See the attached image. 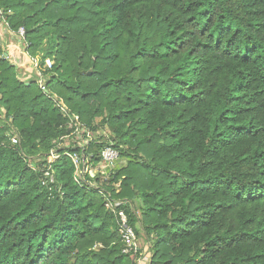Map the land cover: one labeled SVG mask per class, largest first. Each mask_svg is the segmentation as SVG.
Wrapping results in <instances>:
<instances>
[{"label":"trees","instance_id":"16d2710c","mask_svg":"<svg viewBox=\"0 0 264 264\" xmlns=\"http://www.w3.org/2000/svg\"><path fill=\"white\" fill-rule=\"evenodd\" d=\"M0 5L55 60L41 90L0 58V264H135L98 189L126 201L149 264H264V0ZM101 107L115 143L87 136ZM71 118L84 141L57 146ZM108 144L118 193L87 171Z\"/></svg>","mask_w":264,"mask_h":264},{"label":"built area","instance_id":"2783aa9c","mask_svg":"<svg viewBox=\"0 0 264 264\" xmlns=\"http://www.w3.org/2000/svg\"><path fill=\"white\" fill-rule=\"evenodd\" d=\"M11 12L12 11L10 9L5 10L0 5V32L2 33V31H7L10 35L16 37L18 42L23 45L24 49H26L28 44H27L26 37H25V29L23 26H19L15 30L10 27L9 21L6 16L11 14ZM1 33H0V36H1ZM28 56H29V60L32 66V70H34L35 72L34 76L37 77V85L39 86L41 90H46L45 75L47 71H49L52 68L54 64L53 59L49 56L42 57L41 55H36V56L28 55ZM61 110L65 112L64 107L62 105H61ZM68 126L70 127L71 131L67 133L66 135L60 137L58 141L55 142L57 146L60 144L63 138H66L71 135H74L77 137L78 133H82L87 130V126L83 122L78 121L76 118H71L70 121L68 122ZM6 136L8 137L9 141L12 144L18 143V139L16 138V136L11 135L9 133H6ZM68 155L70 156L72 162L75 165L74 179L76 182L80 183V180L78 178V175L81 173L80 164L82 161L85 160V158L87 160L89 158L87 157L83 158L80 156V154L75 153V152L68 153ZM100 156H101V160L98 165H100L103 168H108L110 165H112L115 162V160H117L119 156V152L116 148L112 146V144H108L101 149ZM57 157L58 155L55 153L54 148H51L47 156V161L51 163ZM87 171L88 173L89 172L92 173V171L94 170L90 166ZM43 173H44L45 179L48 180V182L44 180L45 183H51L54 181V177L50 173L49 167L45 169ZM97 191H99L102 197L104 198L105 207L108 210H110L116 217L118 233L123 243L121 252L123 254L129 255L135 264H140L141 261H139V255L141 254V252H140V247L137 242V235H136V232L133 226H131L130 223L128 222L125 209L122 208V205H125L126 201H115L110 197L107 191H104L102 189H98Z\"/></svg>","mask_w":264,"mask_h":264},{"label":"rangeland","instance_id":"374dc122","mask_svg":"<svg viewBox=\"0 0 264 264\" xmlns=\"http://www.w3.org/2000/svg\"><path fill=\"white\" fill-rule=\"evenodd\" d=\"M86 6L89 7L88 4H85ZM2 37V36H1ZM16 40V37H15ZM13 39L10 36L7 35H3L2 39L0 38V58H4V53L8 51V44L12 43ZM43 48V47H42ZM40 48L39 50H37V54L42 55V53H46V48L42 49ZM52 58V57H51ZM54 60V58H52ZM55 61V60H54ZM26 71V70H25ZM19 72V71H18ZM28 72L26 71V73L23 74V72H19V74L17 76H19L20 79H24L25 76H27ZM23 77V78H22ZM33 80L37 83V77L33 76ZM45 80H48V74L45 75ZM54 92L52 90L49 91V94H51L52 96ZM89 99L87 101H85V103H87L89 105V108L93 107V102H95L96 98L95 96L90 95L88 97ZM62 103V105L64 107H66L65 103H63V101H59ZM97 103V102H96ZM101 111L97 114H94L92 117V121L90 123L92 130L89 131L87 134V136H89L90 139H100L102 136L104 137L103 140H108L109 139L115 143L114 141V132L112 131L111 127L108 126L107 124H102V119L108 115V110L106 108H102L100 109ZM0 112L2 115L5 114V109L0 106ZM81 133L77 134V141H76V145H79L81 142L84 141V139H82V137L80 136ZM83 136V135H82ZM126 164V160L125 158L121 159L119 158L118 160H116L112 165H110L108 168H103L100 165H98L95 168H93L94 171H92V173L89 172L90 176L92 175V177H94L96 174L98 175V179L99 181H104V183L106 184H111L114 186L116 192L118 193L121 190V180L123 179V176L117 178L116 180H111L113 179V174L115 173L116 169L119 167H122L123 165ZM102 168V169H101ZM140 200L137 199L136 205L138 207V205H140ZM139 213V212H138ZM137 242L138 245L140 247V252L141 254L139 255V261H141L140 264H149V260H148V254L146 253V243L141 239V238H137ZM101 246L96 247V249L100 248Z\"/></svg>","mask_w":264,"mask_h":264},{"label":"crops","instance_id":"0c3cea01","mask_svg":"<svg viewBox=\"0 0 264 264\" xmlns=\"http://www.w3.org/2000/svg\"><path fill=\"white\" fill-rule=\"evenodd\" d=\"M3 35L10 36L13 39V42L8 44V51L5 52V56L11 62V64L15 65L19 72H23V74L26 73V71L28 72L24 79H32L35 75V72L32 70L29 56L23 45L19 43L17 39L15 40V37L10 35L7 31H2L1 36L3 37ZM1 36L0 38L2 39Z\"/></svg>","mask_w":264,"mask_h":264}]
</instances>
